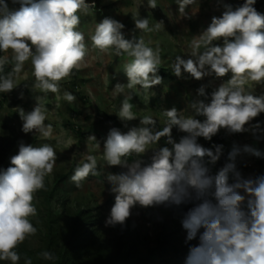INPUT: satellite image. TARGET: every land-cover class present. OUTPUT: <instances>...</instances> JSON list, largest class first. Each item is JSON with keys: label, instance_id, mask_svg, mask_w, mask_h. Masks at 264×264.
Masks as SVG:
<instances>
[{"label": "clouds", "instance_id": "obj_1", "mask_svg": "<svg viewBox=\"0 0 264 264\" xmlns=\"http://www.w3.org/2000/svg\"><path fill=\"white\" fill-rule=\"evenodd\" d=\"M256 0L226 10L200 35L188 44L189 57L175 56L172 71L181 77L182 71L196 80L212 76L231 78L211 93L210 102L198 100L191 104L197 116L178 113L173 107L163 111L166 118L162 130L154 131L156 119L151 115L140 117V127L127 132L110 129L103 145V160L107 166H119L126 171L108 173L107 182L115 203L106 226L124 225L132 215V209L158 206L192 204L181 219L186 230V242L197 239L191 246L185 264H264V175L245 178L237 169L236 159L241 154L233 146L228 162L215 175L209 165H215L222 154V145H214L215 151L203 147L198 138L211 140L220 129L230 133L245 131V125L264 112V95L254 96L248 89L253 84L264 83V15L253 5ZM18 9H10L6 0H0V72L11 63L12 69L0 75V93L11 92L18 86L19 74L26 62L31 63L35 78L33 88L41 93H58L60 81L68 78L73 70L84 66L89 49L85 36L78 31L80 15L88 14L95 7L87 0H13ZM194 0H177L181 17H187L186 6ZM149 8L157 7V0H147ZM136 29L149 33L160 31L163 21L149 26L147 18H136ZM125 26L112 18H104L96 24L90 39L92 48L100 53L115 51L126 56L123 69L128 78L126 85L117 83L113 95L123 94L118 117L122 121L137 119L133 111L132 92L139 85L145 93L162 82L157 75L162 65L161 49L153 48L144 38L125 39ZM223 40V46L214 41ZM248 86L246 89L245 86ZM199 95H205L202 86ZM69 103L76 96L65 91ZM37 96V105L30 112L18 110L23 121L22 131H35L46 139L53 136L51 124H45L48 110ZM186 133L176 142L172 129ZM256 127H259L258 125ZM162 137L171 147H154ZM95 140L94 136L89 137ZM57 143H60L57 140ZM99 148V143H96ZM18 153L10 157L11 166L0 170V261L18 264L21 259L16 249L25 240L37 234L32 220L38 214L35 194L45 189V178L53 173L57 154L53 146L44 143L33 147L19 143ZM152 151L150 162L142 157ZM243 152L259 156L260 153L244 146ZM135 157V159H129ZM207 158V159H206ZM78 165L71 181L77 188L89 175L99 176L97 157L87 155ZM232 182H229V178ZM244 194H241V193ZM203 229V231H201ZM39 256L54 260L49 251ZM24 264H33L25 257Z\"/></svg>", "mask_w": 264, "mask_h": 264}, {"label": "rangeland", "instance_id": "obj_2", "mask_svg": "<svg viewBox=\"0 0 264 264\" xmlns=\"http://www.w3.org/2000/svg\"><path fill=\"white\" fill-rule=\"evenodd\" d=\"M94 3L95 7L88 14L80 15L78 31L85 36V42L89 52L85 58L84 66L73 70L72 74L60 81L58 93H41L35 90L33 85L35 78L32 75L31 63L26 62L24 69L19 74L18 86L11 92L0 93V170H6L11 166L10 157L18 153L20 142L39 147L48 143L54 147L57 161L53 173L45 178V189L35 194V206L37 216L32 222L37 227V234L25 240L16 251L21 259L18 264H24L25 257L32 259L33 264H55L57 257L56 248L50 251L46 236L50 228L60 238L67 237L69 226L65 209L75 213L78 210H88L99 220L94 237V248L108 247L120 244L121 251L130 249L140 257H147L149 253L150 264H185L186 257L191 246L198 244L199 240L193 239L186 242V230L181 225L183 214L193 205L158 206L132 209V215L124 225L106 226V220L110 217L111 208L115 203V194L111 193V185L106 180L108 173L118 174L126 171L119 166L110 167L103 160V145L112 128H118L121 132H127L132 127H140V117L151 115L156 119L154 131L162 130L166 118L163 111L175 107L178 113L192 116L203 121L204 117L197 116L191 104L198 100L210 102L211 93L222 83L231 78V73L222 78L212 76L196 80L190 74L183 72L181 77L175 76L172 64L175 56L180 55L184 59L189 57L188 44L195 36L207 29L213 17L222 16L226 10L225 5H230L233 10L241 6V0H194V3L186 6L187 17H181L178 11L177 0H157L156 8H149L147 0H87ZM10 9H18L19 3L6 0ZM259 13L264 15V0L256 2ZM147 18L149 26L163 21L160 31L141 32L135 27L134 18ZM112 18L121 22L125 27L121 30L125 39L139 38L142 36L146 43L151 41L150 47L161 49L162 65L157 75L162 82L152 86L145 93L138 85L132 92L133 111L137 119L122 121L117 115L123 94L113 95L117 83L126 85L128 78L123 69L127 62L126 56H117L114 50L108 53H100L92 48L91 35L96 24L104 18ZM214 45L223 46V40L213 42ZM8 55L11 58V50L8 53L0 52V56ZM12 69V64H6L0 75H6ZM205 89V95H199L201 87ZM246 89L248 86H245ZM71 92L76 100L69 103L64 99V92ZM254 96L264 95V83L253 84L248 89ZM37 96L42 97L41 103L48 110V118L45 124L53 127V136L46 139L35 131L24 133L23 121L19 116V109L26 113L37 105ZM259 127H256V126ZM245 131L230 133L226 129H220L212 139L198 138V143L213 151L214 145H222V154L215 165H209L211 174L216 172L228 162V154L233 146L241 149V154L236 159L237 169L247 178L264 175V112L245 125ZM83 135V136H82ZM176 127L172 129V137L179 142L181 136ZM94 136L95 140L89 137ZM57 140L60 143H57ZM166 137H162L154 147H171L166 144ZM99 143L100 147H96ZM244 146L257 150L260 155L243 152ZM152 151L149 150L142 159L150 162ZM87 155L97 157L99 176L89 175L81 182L82 187L77 188L71 181L75 168L86 161ZM135 159V157L129 158ZM207 159V158H206ZM61 176L65 177L61 179ZM60 179V182H58ZM229 182H232L230 175ZM53 194L52 198L47 196ZM241 194H244L243 192ZM203 231V229H201ZM159 248V249H158ZM55 249V250H54ZM42 251H50L55 256L54 260H44L39 256ZM0 264H11L10 261H0Z\"/></svg>", "mask_w": 264, "mask_h": 264}, {"label": "trees", "instance_id": "obj_3", "mask_svg": "<svg viewBox=\"0 0 264 264\" xmlns=\"http://www.w3.org/2000/svg\"><path fill=\"white\" fill-rule=\"evenodd\" d=\"M258 0H256L257 2ZM246 0H241V6ZM256 2L253 5L256 8ZM83 136V135H82ZM66 178V176L61 179ZM60 182V179L59 181ZM47 196L52 198L53 194ZM65 216L68 219L67 237L60 238L57 241L58 234L54 229L50 228L46 236V243L50 247V251L55 247L57 257L55 264H150L151 253L147 257H140L135 254L133 249L127 252L121 251L120 244H113L111 247H97L94 251V237L99 224V220L88 210H78L75 213L68 212L65 209ZM159 249V248H158ZM55 250V249H54ZM49 251V252H50Z\"/></svg>", "mask_w": 264, "mask_h": 264}]
</instances>
